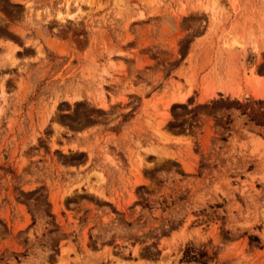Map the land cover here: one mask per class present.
I'll return each instance as SVG.
<instances>
[{"label":"rangeland","instance_id":"obj_1","mask_svg":"<svg viewBox=\"0 0 264 264\" xmlns=\"http://www.w3.org/2000/svg\"><path fill=\"white\" fill-rule=\"evenodd\" d=\"M0 264H264V0H0Z\"/></svg>","mask_w":264,"mask_h":264},{"label":"crops","instance_id":"obj_2","mask_svg":"<svg viewBox=\"0 0 264 264\" xmlns=\"http://www.w3.org/2000/svg\"><path fill=\"white\" fill-rule=\"evenodd\" d=\"M138 187H140V186L137 185V188ZM113 189L116 191V187L112 186V188L109 189V192H111Z\"/></svg>","mask_w":264,"mask_h":264},{"label":"trees","instance_id":"obj_3","mask_svg":"<svg viewBox=\"0 0 264 264\" xmlns=\"http://www.w3.org/2000/svg\"><path fill=\"white\" fill-rule=\"evenodd\" d=\"M191 259L195 260L194 258H191Z\"/></svg>","mask_w":264,"mask_h":264}]
</instances>
